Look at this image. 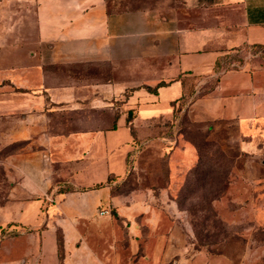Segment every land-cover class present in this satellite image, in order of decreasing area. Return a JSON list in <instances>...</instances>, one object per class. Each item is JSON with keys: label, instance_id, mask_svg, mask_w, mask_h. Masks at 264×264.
<instances>
[{"label": "crops", "instance_id": "obj_1", "mask_svg": "<svg viewBox=\"0 0 264 264\" xmlns=\"http://www.w3.org/2000/svg\"><path fill=\"white\" fill-rule=\"evenodd\" d=\"M119 1L0 0V136L5 144L13 128L45 147L21 156L0 205V229L19 231L0 240V264H236L232 235L242 241L238 264L253 250L264 259L259 171L254 184L228 187L253 194L237 202L254 214L235 219L217 252L196 246L172 197L178 181L159 197L117 188L131 129L170 117L188 94L213 128L236 125L239 157L264 164V0H184L173 14ZM241 52L238 62L228 56ZM174 166L170 176L186 177Z\"/></svg>", "mask_w": 264, "mask_h": 264}, {"label": "rangeland", "instance_id": "obj_2", "mask_svg": "<svg viewBox=\"0 0 264 264\" xmlns=\"http://www.w3.org/2000/svg\"><path fill=\"white\" fill-rule=\"evenodd\" d=\"M119 4L123 7H162L164 12L173 14L177 8L185 7L186 3L184 0H121ZM257 54L264 58V50ZM244 55L241 52L228 56L238 62ZM221 67L230 69L233 66L225 64ZM202 93L200 89L199 95ZM191 102V95H184L179 99L176 112L170 117L159 119L152 128L131 129L135 137L133 157L128 174L121 179L117 188L120 194L134 190L143 193L151 189V194L159 197V187L166 186L168 180L178 181L182 187L180 190L176 187L177 191L172 193V197L175 196L183 216L189 220L196 246L208 245L217 252L222 248L224 239L232 235V230L238 228V223H233L235 219L254 214V209L243 210L237 202L247 200L253 194L240 193L238 189L229 193L228 187L254 184V172L264 174V164L260 163V166L252 158L238 156V131L234 123L218 122L216 128H213L214 124L208 123L205 113H192ZM6 131L5 144L2 135L0 136V205L12 195L10 190L20 176L17 164L21 163V156L36 149L39 154H43L45 148L43 145L30 144L27 140L15 139L16 130L13 128ZM173 154L185 156V160L179 163L174 160L175 156L171 158ZM173 164L182 165V175L185 174L186 177L180 179L170 176ZM44 167L42 164V169ZM43 213L41 208L40 216ZM227 219L233 223L231 226L227 225ZM10 227L0 229V240L19 232ZM232 236L235 238L230 240L234 254L231 257L238 264L237 252L242 241H239V235ZM247 263L264 264V259L253 250L247 257Z\"/></svg>", "mask_w": 264, "mask_h": 264}, {"label": "built area", "instance_id": "obj_3", "mask_svg": "<svg viewBox=\"0 0 264 264\" xmlns=\"http://www.w3.org/2000/svg\"><path fill=\"white\" fill-rule=\"evenodd\" d=\"M108 213V210H102L100 211V214H107Z\"/></svg>", "mask_w": 264, "mask_h": 264}, {"label": "trees", "instance_id": "obj_4", "mask_svg": "<svg viewBox=\"0 0 264 264\" xmlns=\"http://www.w3.org/2000/svg\"><path fill=\"white\" fill-rule=\"evenodd\" d=\"M261 50H264V49L261 48Z\"/></svg>", "mask_w": 264, "mask_h": 264}]
</instances>
